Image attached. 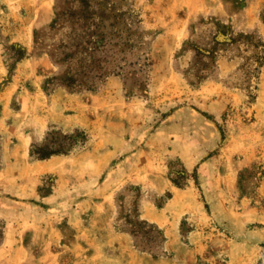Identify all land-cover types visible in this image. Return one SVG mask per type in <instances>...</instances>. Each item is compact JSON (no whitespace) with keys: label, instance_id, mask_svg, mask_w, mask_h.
Masks as SVG:
<instances>
[{"label":"rangeland","instance_id":"1","mask_svg":"<svg viewBox=\"0 0 264 264\" xmlns=\"http://www.w3.org/2000/svg\"><path fill=\"white\" fill-rule=\"evenodd\" d=\"M111 1L125 69L73 92L56 0H0V264H264V0Z\"/></svg>","mask_w":264,"mask_h":264},{"label":"trees","instance_id":"2","mask_svg":"<svg viewBox=\"0 0 264 264\" xmlns=\"http://www.w3.org/2000/svg\"><path fill=\"white\" fill-rule=\"evenodd\" d=\"M61 3L56 0V15L50 25L51 31L61 33V39L48 50L60 72L48 82H56L58 86L76 92L91 89L97 80L125 69L122 54L136 36L133 32L134 14L126 12L123 7L118 8V4L111 0H72L66 10ZM224 41L234 42L232 38ZM258 57L256 68L264 64V47ZM57 153L60 152L47 154L39 151L37 157L45 159ZM171 197L169 193L168 198ZM158 206L162 207L161 204ZM146 223L138 220L128 229L136 236L139 230L135 225ZM141 239L151 243L147 233L142 234Z\"/></svg>","mask_w":264,"mask_h":264},{"label":"crops","instance_id":"3","mask_svg":"<svg viewBox=\"0 0 264 264\" xmlns=\"http://www.w3.org/2000/svg\"><path fill=\"white\" fill-rule=\"evenodd\" d=\"M24 58H26V57H24ZM167 137H169V136H167ZM3 170H4L5 177L9 181V185H11L10 192L13 193V162L7 163ZM185 193H188V192H186L184 189H180L179 192L173 193L172 197L169 199V203L167 204V205H169V211L171 209H173V207H175V205H178V208H176L174 211L176 214L175 217H177V218L179 217L180 220L189 211L193 210L196 207L194 201L190 202L189 205L188 204L186 205L185 202L180 203L181 198ZM165 207H168V206H165ZM163 209H164V206L161 207V210H163ZM191 235H193V234H191Z\"/></svg>","mask_w":264,"mask_h":264}]
</instances>
